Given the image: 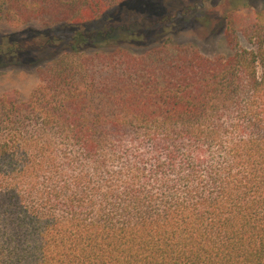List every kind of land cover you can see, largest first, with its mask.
<instances>
[{"label": "trees", "instance_id": "1", "mask_svg": "<svg viewBox=\"0 0 264 264\" xmlns=\"http://www.w3.org/2000/svg\"><path fill=\"white\" fill-rule=\"evenodd\" d=\"M129 1L1 0L36 25L1 67L65 47L1 95L0 264H264V14L227 56L173 45L175 11L68 28Z\"/></svg>", "mask_w": 264, "mask_h": 264}, {"label": "rangeland", "instance_id": "2", "mask_svg": "<svg viewBox=\"0 0 264 264\" xmlns=\"http://www.w3.org/2000/svg\"><path fill=\"white\" fill-rule=\"evenodd\" d=\"M185 6L192 7V10L186 12ZM171 11L179 12L174 26L172 25L176 30L173 45L200 47L206 55L227 56L230 53L231 43L237 46L246 43L243 36L244 28L254 23L257 11L264 14V0H130L125 8L113 6L93 21L82 24L71 23L68 28L71 29L72 26L90 30L109 23L139 22L145 17H158ZM3 22L0 0V35L5 29L27 28L22 33L25 36L29 34V27H36L31 23L18 27L8 24L10 26L1 28ZM163 41L161 38L153 40L147 46L132 45L129 53L132 57L142 58L148 48ZM170 42L166 40L167 44H171ZM110 45L105 43L103 47L108 49ZM63 47L60 45L49 47L36 63L3 67L0 65V99L1 95L18 92L22 99L28 100L41 83L40 67L57 57Z\"/></svg>", "mask_w": 264, "mask_h": 264}]
</instances>
